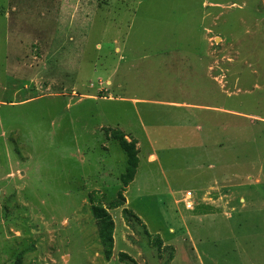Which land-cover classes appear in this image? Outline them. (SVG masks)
Here are the masks:
<instances>
[{
	"label": "rangeland",
	"instance_id": "obj_1",
	"mask_svg": "<svg viewBox=\"0 0 264 264\" xmlns=\"http://www.w3.org/2000/svg\"><path fill=\"white\" fill-rule=\"evenodd\" d=\"M119 253L264 264V0H0V264Z\"/></svg>",
	"mask_w": 264,
	"mask_h": 264
},
{
	"label": "trees",
	"instance_id": "obj_2",
	"mask_svg": "<svg viewBox=\"0 0 264 264\" xmlns=\"http://www.w3.org/2000/svg\"><path fill=\"white\" fill-rule=\"evenodd\" d=\"M108 130H106V132H109ZM109 138L117 142L119 148L125 154L126 168L124 174L120 177L122 188L118 192L115 200L109 202L108 205L104 207L101 202H98L97 200H95L97 201L95 202L90 197L91 213L96 224L99 245L102 249L101 254L106 262L111 260L114 247V222L112 217L109 215L108 210L124 208L126 201L123 193L126 191L128 185L133 182L138 167V151L135 148V143H128L122 133L118 131H113L111 135H109ZM122 214L125 217L126 223H129V218H132L139 224V218H137L131 211L124 208L122 209ZM144 233L147 234V232ZM152 243L156 246L155 248H158L160 251L162 245L161 241L158 238H155L152 239ZM21 258L22 255L18 257L16 264H20ZM118 261L121 263L129 262L131 264H136L128 255L124 253L118 254Z\"/></svg>",
	"mask_w": 264,
	"mask_h": 264
},
{
	"label": "built area",
	"instance_id": "obj_3",
	"mask_svg": "<svg viewBox=\"0 0 264 264\" xmlns=\"http://www.w3.org/2000/svg\"><path fill=\"white\" fill-rule=\"evenodd\" d=\"M182 202L184 203V207L186 209H191L195 205V200L193 199L192 193L191 192L184 193Z\"/></svg>",
	"mask_w": 264,
	"mask_h": 264
}]
</instances>
